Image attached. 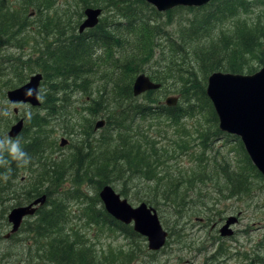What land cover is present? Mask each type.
Masks as SVG:
<instances>
[{
  "label": "trees",
  "instance_id": "trees-1",
  "mask_svg": "<svg viewBox=\"0 0 264 264\" xmlns=\"http://www.w3.org/2000/svg\"><path fill=\"white\" fill-rule=\"evenodd\" d=\"M60 1L0 0L2 100L35 73L42 74L43 96L39 107L21 117L19 137L30 164L13 165L11 179H0V228L8 226L10 209L45 195L23 227L31 238L22 244L42 258L37 264H135L154 258L145 239L105 212L98 198L105 185L154 208L160 220L170 212L174 226L200 219L215 228L226 219L221 202L239 203L264 190V177L241 141L218 130L205 93L213 72L250 75L264 65V0H210L165 13L144 0H64L58 9ZM87 7L103 15L96 27L79 33ZM153 64L157 68L150 72ZM140 73L160 89L135 98L131 87ZM170 93L178 96L174 107L161 102ZM76 96H83L93 121L104 119L99 133L93 134L91 122L81 134L73 124ZM1 120L3 137L12 122ZM60 126L61 133L70 128L79 134L66 155L57 151ZM109 232H119L128 248L109 243L97 248L93 235ZM182 232L169 228L168 238L179 236L183 244ZM223 244L209 263L226 253ZM258 247L264 251V239L241 254L246 264H264V254L249 255Z\"/></svg>",
  "mask_w": 264,
  "mask_h": 264
},
{
  "label": "water",
  "instance_id": "water-1",
  "mask_svg": "<svg viewBox=\"0 0 264 264\" xmlns=\"http://www.w3.org/2000/svg\"><path fill=\"white\" fill-rule=\"evenodd\" d=\"M210 0H144L159 13H165L177 7L198 8L205 6ZM33 13H31V16ZM82 24L78 32L97 26L102 17V9L86 8ZM42 74L31 75L27 82L17 88L5 92L6 100L11 105H28L31 108L40 106L39 95ZM161 85L150 79L145 73L135 76L132 83V95L140 97L151 91L159 90ZM206 96L211 102L221 133L238 138L251 164L264 177V65L250 75L213 72L206 82ZM178 96L165 98L166 107H174ZM13 112L17 114V109ZM23 119L19 118L13 124L7 135L16 137L22 129ZM105 125L104 120L95 122L94 130L99 131ZM67 141L60 139L59 145L64 147ZM98 198L105 212L114 220L132 227L133 231L145 239L150 252L162 250L168 239V231L161 224L156 210L145 203L132 206L122 198L110 185L103 186L98 192ZM46 196L34 199L28 205L16 206L9 210L6 219L10 231L5 238L16 233L23 221L33 217L36 210L44 205ZM200 220V219H199ZM201 221V220H200ZM238 223L237 216L226 217L222 226L217 229L221 238H230L234 232L232 226Z\"/></svg>",
  "mask_w": 264,
  "mask_h": 264
},
{
  "label": "rangeland",
  "instance_id": "rangeland-1",
  "mask_svg": "<svg viewBox=\"0 0 264 264\" xmlns=\"http://www.w3.org/2000/svg\"><path fill=\"white\" fill-rule=\"evenodd\" d=\"M64 4H65L64 0L58 2L57 8L62 9ZM62 11L63 10H61L59 14H61ZM174 22L175 20L173 21V24ZM158 56H159V51H156L155 57L157 58ZM156 68L157 67L153 64L149 68V71L150 69L152 71H155ZM170 96H175V95H173L172 93L167 95V97ZM167 97L163 96L161 102H163ZM83 101H84L83 96L72 97L71 100V102H74L76 104V106H72V108L76 109V114H77L76 117L74 113L70 111L73 118L72 121L75 126L80 125V129H81L80 134L86 130L88 122H91L90 125L92 124L95 125V122H98L99 120L102 119L101 116H99L93 121V118L90 116V112H87L86 108H83L87 106L83 104ZM14 108L17 109L16 116L13 113ZM28 109H30L28 105L9 104L6 100V97L5 100H2L1 92H0V120L2 119L1 122L5 119L7 121L8 119V122L10 121L12 122L11 124H14L16 122L15 118L16 117L21 118L24 114H27ZM5 112L7 114H4ZM83 112H86V115H83L84 119L79 117V115H82ZM59 128L60 130L56 134L58 135L57 151L58 153L66 155L69 152L70 146L74 144L75 135H79V134L75 132L74 135L70 131V128H66L64 133H61L62 126H60ZM73 129L78 131L77 128H73ZM99 131H95L93 126V134H97L99 133ZM62 138L67 141V144L64 147H61L59 145V141ZM23 177L25 178V175ZM28 180L29 179L25 178L23 180L24 182L22 183L25 184ZM87 191L89 193L93 192L90 189H87ZM238 201L239 203L236 201H227L220 203V207L227 206V210L224 214L225 217L229 215H233V216H237L238 218V223L232 226V230L234 232L233 236L227 239L221 238L218 235L217 229H219L222 226V223L217 225L216 227L217 229H215V231H214V224L211 225L210 222L200 221L199 219H195L192 222L187 220H181L177 226H174L175 218L172 217L170 212L165 211V213L162 216L163 220H160L163 228L168 231L169 228L173 227L174 233H177L178 230L183 228V232L181 233V236L184 237V243L182 244L180 242L179 236L173 235V237L167 239L168 241L167 247L165 246L159 252H152L154 253L153 259H147L145 257L143 260L138 261L135 264H209V261H207V259L215 253L216 251L215 249L220 242L224 243L223 247H225L226 253L219 256L217 263H210V264H246V261L241 258V254H244L245 251L251 250V248L254 247L255 245L259 246V244L264 239V190L262 192H259L258 194H255L254 197H251L249 199L238 200ZM128 203L131 204L132 206L139 205L137 203H132L131 201H128ZM207 203L211 209V211L208 212L207 215H211L212 213L215 212L214 206L210 201H208ZM29 221H31V218L30 217L26 218L23 221L19 231H17L13 235L12 237L13 239H9V240H8L9 237L5 238V235H7L8 231L10 230L9 224L8 226L5 227L3 225L2 228H0V251L2 250L4 252L2 253V255L0 253V261H1L0 264H35V263H39L38 261H41L42 258L37 255V252L34 249L30 248L31 249L30 250L28 248H24L22 244L23 242L22 240L24 239L27 240L31 238L29 235H23L24 223ZM116 234L117 235H113L112 233L110 234L104 233V235L102 236L101 233H96L95 235H93L94 237L99 238L100 241L99 243H97V248L101 247L102 245H105L106 243H109V245L111 246H116V247L119 246L121 249L128 248L127 240H125L121 236H118L121 235L119 232H116ZM214 236H217L218 239L217 237L214 239ZM15 245L17 249L14 247L13 252L9 251L8 247L12 248ZM144 245L146 246L145 247L146 250H148L146 242H144ZM15 251L17 253H15ZM263 252L264 251L261 250V247H258L255 252H250L249 255L252 256L253 253L257 255H263L264 254ZM29 253L33 254L35 262L33 261V258L29 257L30 256ZM236 253H238L239 255H237ZM9 254H11V257L9 256ZM36 256H38V258ZM140 257H144L143 254H141Z\"/></svg>",
  "mask_w": 264,
  "mask_h": 264
},
{
  "label": "clouds",
  "instance_id": "clouds-1",
  "mask_svg": "<svg viewBox=\"0 0 264 264\" xmlns=\"http://www.w3.org/2000/svg\"><path fill=\"white\" fill-rule=\"evenodd\" d=\"M36 98L42 100L43 96L37 95ZM30 162L31 157L22 147L19 136L5 135L0 137V169H3V172H0V179L7 182L12 177L13 165L27 167Z\"/></svg>",
  "mask_w": 264,
  "mask_h": 264
},
{
  "label": "bare ground",
  "instance_id": "bare-ground-1",
  "mask_svg": "<svg viewBox=\"0 0 264 264\" xmlns=\"http://www.w3.org/2000/svg\"><path fill=\"white\" fill-rule=\"evenodd\" d=\"M87 8H91V7H87ZM85 9H86V8H85ZM85 9H84V10H85ZM84 10H83V13H84ZM81 24H82V22H81ZM81 24H80V25H81ZM80 25H79V26H80ZM87 29H89V28H87ZM11 87H12V86H11ZM13 105H14V104H13ZM21 105H22V104H21ZM16 122H17V121H16ZM65 123H66V122H65ZM14 124H15V123H14ZM12 125H13V124H12ZM12 125H11V126H12ZM11 126H10V127H11ZM22 129H23V126H22ZM22 129H21V131H22ZM8 131H9V130H8ZM8 131H7V132H8ZM21 131L19 132V134L21 133ZM7 132H6V135H7ZM67 133H68V132H67ZM19 134H18L17 136H19ZM74 135H75V134H74ZM17 136H16V137H17ZM70 137H71V136H70ZM31 179H32V178H31ZM112 187H113V186H112ZM64 193H65V192H64ZM41 196H44V195H41ZM41 196H40V197H41ZM38 198H39V197H38ZM140 204H141V203H140ZM140 204H139V205H140ZM42 206H43V205H42ZM42 206H41V207H42ZM137 206H138V205H137ZM88 212H89V211H88ZM9 231H10V230H9ZM8 233H9V232H8ZM80 233H81V232H80ZM14 234H15V233H14ZM12 235H13V234H12ZM9 237H11V235H10ZM16 256H17V255H16ZM2 259H3V258H2ZM8 259H9V258H8ZM10 259H11V258H10ZM21 259H22V258H21ZM37 261H38V260H37ZM0 262H1V261H0ZM7 262H8V261H7ZM10 262H11V261H10ZM12 262H13V261H12ZM38 262H39V261H38ZM35 264H37V263H35ZM209 264H210V263H209Z\"/></svg>",
  "mask_w": 264,
  "mask_h": 264
},
{
  "label": "flooded vegetation",
  "instance_id": "flooded-vegetation-1",
  "mask_svg": "<svg viewBox=\"0 0 264 264\" xmlns=\"http://www.w3.org/2000/svg\"><path fill=\"white\" fill-rule=\"evenodd\" d=\"M17 105H19V104H17ZM14 109H16V108H14ZM28 204H30V203H27V204H25V205H28ZM39 208H40V207H39ZM39 208L36 210V212L39 210ZM36 212H35V213H36ZM214 229H217V228L214 227ZM18 231H19V230H18ZM8 232H9V231H8ZM13 235H14V234H13ZM13 235H11V236H13Z\"/></svg>",
  "mask_w": 264,
  "mask_h": 264
}]
</instances>
